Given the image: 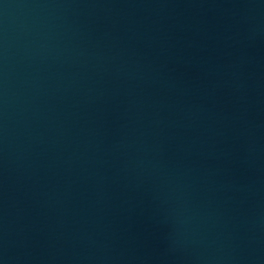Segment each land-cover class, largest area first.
Masks as SVG:
<instances>
[{"label":"water","instance_id":"95a60500","mask_svg":"<svg viewBox=\"0 0 264 264\" xmlns=\"http://www.w3.org/2000/svg\"><path fill=\"white\" fill-rule=\"evenodd\" d=\"M0 264H264V0H0Z\"/></svg>","mask_w":264,"mask_h":264}]
</instances>
